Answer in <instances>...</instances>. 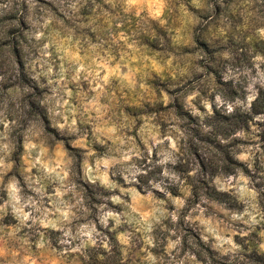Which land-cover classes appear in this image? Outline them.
Instances as JSON below:
<instances>
[{"label":"rangeland","instance_id":"rangeland-1","mask_svg":"<svg viewBox=\"0 0 264 264\" xmlns=\"http://www.w3.org/2000/svg\"><path fill=\"white\" fill-rule=\"evenodd\" d=\"M0 264H264V0H0Z\"/></svg>","mask_w":264,"mask_h":264},{"label":"trees","instance_id":"trees-1","mask_svg":"<svg viewBox=\"0 0 264 264\" xmlns=\"http://www.w3.org/2000/svg\"><path fill=\"white\" fill-rule=\"evenodd\" d=\"M235 164L241 166L244 171L246 170V167L242 163H240L239 161L235 160ZM229 170H230V168H229Z\"/></svg>","mask_w":264,"mask_h":264}]
</instances>
